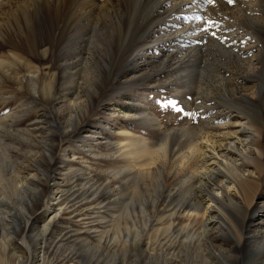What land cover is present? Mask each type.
Segmentation results:
<instances>
[{
	"label": "rangeland",
	"instance_id": "1",
	"mask_svg": "<svg viewBox=\"0 0 264 264\" xmlns=\"http://www.w3.org/2000/svg\"><path fill=\"white\" fill-rule=\"evenodd\" d=\"M36 1L0 0V264H264V173L253 210L232 194L206 228L182 215L225 177L191 155L204 133L226 146L242 118L248 154L231 158L255 170L264 0L170 2L153 16L163 0ZM15 68L38 75L34 91Z\"/></svg>",
	"mask_w": 264,
	"mask_h": 264
},
{
	"label": "bare ground",
	"instance_id": "2",
	"mask_svg": "<svg viewBox=\"0 0 264 264\" xmlns=\"http://www.w3.org/2000/svg\"><path fill=\"white\" fill-rule=\"evenodd\" d=\"M195 1H198V0H163V1H161V5H159V3H160V1H159L154 6V9L152 10L151 15L153 16L154 12L155 11L157 12L158 8L162 7V5H164L166 3H170L171 2V4H172L171 7L179 8V7H189L191 5V3L195 2ZM36 2H37L36 0H33L32 3H36ZM89 3L91 4L92 2H89ZM25 11H26V14L29 13L27 8L25 9ZM107 11L105 13H107ZM187 11L188 10H186V12ZM151 15H150V20L149 21H152L151 20V17H152ZM249 17L252 18V16H249ZM116 19L117 20H115V23L119 24V22L121 20V17L116 16ZM147 25H148V23H147ZM257 28H259L258 29L259 30L258 31V35L261 36L260 42L263 43V48H264V20H263V26H261V24H257ZM23 41H25V40H21V43ZM25 43L28 46V48L31 47L30 42H26L25 41ZM34 48H35L36 51H39V54L45 56V54L47 52L46 49H38L39 47H37L36 45L34 46ZM262 52L264 53V50ZM14 58H17L16 55L14 56ZM261 58H262L261 59L262 63H264V55H262ZM2 64H3V61L0 60V65H2ZM2 66H4V65H2ZM33 72H34L33 70H28V73H29L28 75H23L22 74V76H20L18 69L15 68V69H13L12 73L10 74V78H11L12 81L14 80L15 82H18L19 84H21L22 82L23 83L25 82L24 84H26L28 86V89H31L32 91H34L37 88V86H36V78L35 77H38V75L34 74ZM7 76H8V74H7ZM262 77H264V75ZM47 88H48V86H46L45 89H42V91L45 90L44 92H46ZM50 88L51 87H49V89ZM232 124H234L236 130H233V131L228 132L226 134L231 135V136L234 135L236 139L234 141L233 140L229 141L228 144H226V146H225V144L221 143V141L214 140L212 137H210L209 135L204 133V138L200 137V142L199 143H195L193 146L190 147L191 155L196 159V161L199 158H203V160H204V162H202L203 165L202 166L200 165V166H201V171H204V176L205 177H208L209 180L210 179H214L213 178L214 175L212 174V171H214L216 169V167L220 168V169H217V171L223 173L224 176H225L222 180H220L215 185L213 184V186H211V187H205V181H204V188H206V191L209 193L208 197L204 198V202H202V203L199 202L198 206H195V208L191 212L189 210H185L184 208L181 210V211L185 210L184 213H182V215L183 216H187V217L191 216L193 213L196 216L198 214H200L201 220H202V218H204V227H205L207 222L212 221L213 214H211V213H212V210L215 209V204H216L215 201L216 200H223L225 196H227V197L229 196L230 197L232 194H234V195H236V196H238L240 198L241 197L245 198L246 200L251 198V197L246 196V194L248 193V190H249L248 187H251L253 185L252 183H254L252 181V179H253L252 176L254 177L256 175H261V174L264 173V150L262 149V147L259 144V140H260V137H261V134H262V130L264 128V123H262V122H261V124L255 123L256 125L254 126V133L256 134V136H255L256 138L255 137L254 138L256 139L255 142H256V146H258V147L255 148V150H253L254 151L253 152V156H254V160L255 161H252L251 163L253 165V168H255V170L249 169L248 168V166H249L248 164L245 165L247 167L242 166V168H241V167H239L237 162L233 160L234 158H231L232 155H231L230 151H234V150L238 151V154L240 156L243 155V154L244 155L248 154L247 151H246V148H245V150L242 149V151L241 150L239 151L238 149L243 147L244 143L248 144V140L247 139L248 138L250 139V135L247 138H243V139H242V137H240L241 136L240 132L244 131V129H245V121L242 118L241 119L237 118V120L234 121ZM236 142L240 145L239 146L240 148L238 147ZM247 150H248V147H247ZM158 152H160V151H158ZM245 157H247V156H245ZM199 164H201V163H199ZM148 173H149V171H148ZM22 185H23V183H22ZM255 195L256 194L253 193V195H252L253 197L251 198V200L250 199H249L250 201L247 200L248 201L247 211L249 209L251 210L254 207V197H255ZM188 206H189L188 209H191L190 208L191 206L190 205H188ZM248 216H250V215H248ZM168 245H170V243ZM263 254H264L263 250L260 251L259 253H257V260L258 261H260V259L264 260ZM253 263L254 262H250L249 264H253ZM261 264H263V263H261Z\"/></svg>",
	"mask_w": 264,
	"mask_h": 264
},
{
	"label": "snow or ice",
	"instance_id": "3",
	"mask_svg": "<svg viewBox=\"0 0 264 264\" xmlns=\"http://www.w3.org/2000/svg\"><path fill=\"white\" fill-rule=\"evenodd\" d=\"M227 2L229 4H231V3L234 2V0H227ZM204 3L213 4V3H215V0H204ZM185 20H195V21L203 20V26L201 27V30L204 31V32H208L209 29H212L214 27H218L217 22L215 20L211 19V18H204V17H200V16H194V17H185ZM211 34L213 36L216 35L215 32H212ZM169 106H172L176 111H183V109H180V108L176 107V102L172 101V100H169L165 104L161 105V107H169Z\"/></svg>",
	"mask_w": 264,
	"mask_h": 264
}]
</instances>
